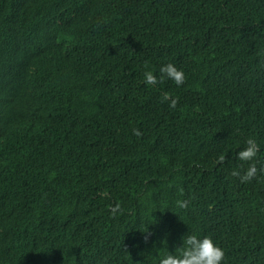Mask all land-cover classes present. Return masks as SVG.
Instances as JSON below:
<instances>
[{"label":"trees","instance_id":"trees-1","mask_svg":"<svg viewBox=\"0 0 264 264\" xmlns=\"http://www.w3.org/2000/svg\"><path fill=\"white\" fill-rule=\"evenodd\" d=\"M248 137L259 169L264 0H0V264H159L190 233L264 264Z\"/></svg>","mask_w":264,"mask_h":264},{"label":"clouds","instance_id":"clouds-1","mask_svg":"<svg viewBox=\"0 0 264 264\" xmlns=\"http://www.w3.org/2000/svg\"><path fill=\"white\" fill-rule=\"evenodd\" d=\"M165 80H171L177 86L183 84L185 73L183 69L176 67L173 63H164L159 66L158 74L147 70L143 73V82L147 86H154L157 83H163ZM164 100L168 101L169 108H175L176 98H170L168 93L164 94ZM133 134L140 135L137 129H133ZM259 145L254 137H248L245 140V146L236 152V158L242 162H250L247 169L240 173L233 171V175H238L242 182L251 180L259 171L264 174V162H260L259 169L254 158L257 157ZM175 205L183 209L187 206L186 200L178 199ZM182 243L174 252L166 254L160 259L159 264H222L224 259V250L210 236H198L195 233L183 235Z\"/></svg>","mask_w":264,"mask_h":264}]
</instances>
